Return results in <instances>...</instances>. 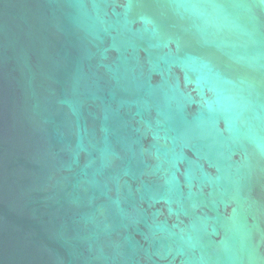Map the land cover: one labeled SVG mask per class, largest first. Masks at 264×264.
I'll return each mask as SVG.
<instances>
[{"label":"water","instance_id":"water-1","mask_svg":"<svg viewBox=\"0 0 264 264\" xmlns=\"http://www.w3.org/2000/svg\"><path fill=\"white\" fill-rule=\"evenodd\" d=\"M0 264H264V0H0Z\"/></svg>","mask_w":264,"mask_h":264}]
</instances>
